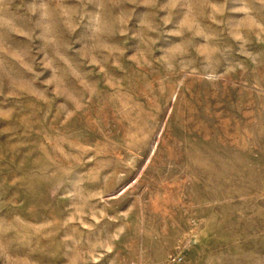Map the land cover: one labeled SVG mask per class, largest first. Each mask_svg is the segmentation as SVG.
Listing matches in <instances>:
<instances>
[{
	"label": "rangeland",
	"instance_id": "obj_1",
	"mask_svg": "<svg viewBox=\"0 0 264 264\" xmlns=\"http://www.w3.org/2000/svg\"><path fill=\"white\" fill-rule=\"evenodd\" d=\"M0 264H264V0H0Z\"/></svg>",
	"mask_w": 264,
	"mask_h": 264
}]
</instances>
